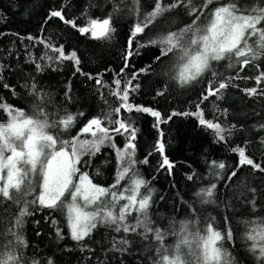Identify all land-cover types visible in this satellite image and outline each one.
<instances>
[{
	"label": "trees",
	"instance_id": "1",
	"mask_svg": "<svg viewBox=\"0 0 264 264\" xmlns=\"http://www.w3.org/2000/svg\"><path fill=\"white\" fill-rule=\"evenodd\" d=\"M172 2L164 0L166 4ZM202 2L193 0L196 6ZM228 2L214 0L209 8ZM237 2L241 7H264V0ZM117 6L119 10L114 12ZM153 6L154 0H141V13L150 12ZM133 8L132 0H0V99L31 114L32 105L38 102L31 90V85L35 84L38 93L47 94L45 98L50 102L45 107L53 119L57 113L60 116L65 112L84 113L70 133L62 136L63 139H70L89 119L103 116L119 106V101L110 92L114 79L127 81L133 72L147 67L148 71L140 73L133 81V85L139 84L140 87L130 94V102L159 111L167 122L160 123L157 128L153 126L156 118L150 114L123 110L121 117L139 129L135 141L136 160L148 158L147 164L137 163L134 168L155 190L149 209L154 227L169 233L164 243L172 247L179 237L171 232H179L181 221L198 220L199 227L203 229L209 218H214L218 230L223 232L228 227L232 228L235 243L230 245L226 242L225 247L240 264H256L248 250L251 241L244 238L250 226H246L245 221L258 223L264 220V172L251 165L241 166L239 154L232 149L243 147L247 156L264 167V129L260 127L264 124V96H249L243 91L257 86L254 79H235L237 75L254 78L264 71V58L246 66L243 71L235 61H232V68H228L227 60L214 62V70L223 78L232 77L234 86L222 90L220 98L211 96L203 100L208 81L213 80L214 86L219 81L206 74L192 85L181 86L171 78L175 73V58L169 54L157 61L155 58L160 55V46L148 45L149 40L159 39L168 32H179L192 23L195 16L189 15L185 7H179L165 13L154 26L133 39V55L127 60L129 67L120 73L125 65L133 27L143 19V15L137 16ZM60 9H63L66 19L75 20L78 26L86 25L90 18L102 20L111 14L115 32L110 40H95L90 33L82 35L59 18L47 20L52 10ZM205 22L203 16L198 21L201 24ZM49 42L55 47L63 45L66 54L76 51L81 61V71H75L74 61L64 60L61 63L41 59L45 53L53 57L56 55L46 47ZM142 44L148 46L141 47ZM37 63L43 66V71L36 70ZM256 64L260 67L257 68ZM81 73L90 74L93 79ZM95 78L102 79V84H96ZM3 84L10 85V88L5 89ZM69 87L71 99L66 100L65 92ZM261 87H264V83ZM159 91L164 94L157 95ZM199 110H203L205 119L218 121L226 129L230 128L231 134L226 132L225 140L219 141L213 130L200 125L197 115H174L167 119L173 112L195 114ZM0 117V122H6L4 113L0 112ZM161 132L163 137L160 136ZM81 138L91 139L90 136ZM161 138L166 146L165 155L175 165L171 174L166 168L159 169L162 157L154 151V147ZM114 142L123 148L125 138L116 135ZM212 161L223 162L225 168H213ZM77 167L81 172H87L93 183L109 187L116 178V152L106 143L96 155L81 157ZM233 171L236 175L228 179ZM193 173L194 178L189 180L187 177ZM127 184V179L122 180L117 191H122ZM211 184L216 185L213 196L215 203H201L195 193ZM253 188L256 189L255 193L251 192ZM37 194L38 190L27 199L31 200ZM253 199L256 201L254 208L250 203ZM29 211L31 215L24 218L25 223L20 230L28 245L21 249L25 264H32L33 260L48 264L49 259L53 264H153L159 258L155 251L158 245L152 234L144 240L138 235L140 229L137 233L125 234L115 232L112 227L98 225L89 237L77 242L69 234L64 211H53L39 204L31 205ZM18 213V205L0 202V232L11 226ZM135 215L133 213L129 217V223H135ZM52 220L57 223L53 225ZM56 228L62 230L63 239L57 237ZM192 230L194 226L190 228ZM121 237L129 239L130 244H118L117 247H127V251L113 248V241Z\"/></svg>",
	"mask_w": 264,
	"mask_h": 264
},
{
	"label": "snow or ice",
	"instance_id": "2",
	"mask_svg": "<svg viewBox=\"0 0 264 264\" xmlns=\"http://www.w3.org/2000/svg\"><path fill=\"white\" fill-rule=\"evenodd\" d=\"M132 3L134 12L137 16L143 15V19L138 20L133 27L125 55V65L120 73L129 67L127 60L133 55V39L154 26L165 13L179 7H185L189 15L195 16L192 23L179 32H168L159 39L149 40L148 45L160 46V55L155 58L157 61L162 57H168L169 54L175 58V73L171 78L181 86L192 85L206 74L216 78L219 81L218 85L214 86L213 80L208 81L207 93L202 95L203 100L211 96L220 98L222 90L234 86L232 77L223 78L214 70V62L227 60L228 68H232V61H235L243 71L246 66L264 58V7L262 6L241 7L237 0H229L228 3L210 9L209 6L214 0H203L199 6H196L193 0H173L169 4L164 3V0H154L152 10L141 13V0H132ZM118 10V6L114 8V12ZM202 16L206 21L203 24L198 23ZM52 18H59L82 35L90 33L91 38L95 40H110L115 32L111 14L102 20L90 18L84 26H78L73 19H66L63 9L52 10L47 20ZM46 47L52 49L56 55L53 57L45 53L41 59L61 63L64 60L74 61L75 71H81L79 67L81 61L76 51L66 54L63 45L55 47L50 42ZM255 66L260 67L259 64ZM36 70L43 71V66L37 63ZM147 71L146 67L139 72H133L127 81L114 79V87L110 92L119 101V106L103 116L89 119L70 139H63L62 136L70 133L84 113L65 112L63 116L57 113L56 118L53 119L52 114L45 107L50 102L45 98L47 94L38 93L35 84L31 85V90L38 102L32 105L31 114L0 99V112L7 117L6 122H0V202L8 201L19 206V213L11 222V226L0 232L2 238L0 264H25L21 249L27 248L28 245L20 230L24 226V218L31 215L29 207L36 204L53 211H64L69 234L77 242L89 237L98 225H106L114 228L117 233L125 234L137 233L140 229L139 236L147 240L151 233L158 245L155 251L159 258L154 260L153 264H240L229 248L225 247L226 242L230 245L235 243L232 228L228 227L223 232L218 230L214 225V218H209L203 229L199 227L198 220L181 221L179 232H171L172 235L179 237L172 247L164 243L169 233L154 227L150 219L149 209L153 203L155 190L134 168L137 163L147 164L148 158L145 157L143 161L136 160L135 141L139 129L134 123L121 117L123 110L128 113L150 114L156 118V124L153 126L157 128L160 123L167 122L159 111L130 102V94L140 87L139 84L133 85V81L140 73ZM81 74L93 79L90 74ZM119 75L118 73L117 76ZM235 79H254L257 86L245 88L243 91L249 96H264V87H261L264 83V71H260L254 78L237 75ZM95 82L100 85L102 79L95 78ZM3 87L8 89L10 85L3 84ZM70 90L69 87L65 92L66 100L71 99L68 95ZM163 94V91L157 92V95ZM197 108L199 109V105ZM226 113L225 109L224 114ZM113 115L116 116L115 119L112 118ZM174 115H197L200 125L213 130L219 141L225 140L226 132L231 134V129H226L220 122L205 119L203 110L195 114L173 112L167 119L170 120ZM260 127L264 129V124ZM116 135L124 136L123 148L115 144ZM82 136H90L91 139H82ZM160 136L163 137L162 132ZM106 143L115 150L117 159L115 182L109 187L93 183L88 173L81 172L77 167L81 163V157L96 155ZM165 147L163 139H158L154 151L162 157L159 169L166 168L171 174L175 165L165 155ZM232 151L239 154L241 166L251 165L254 169L264 172V167L247 156L243 147L233 148ZM212 167L224 169L225 164L212 161ZM194 175L195 173L187 178L192 180ZM235 175L236 172L233 171L228 179ZM125 179L128 180L127 186L122 191H117L121 181ZM215 189L216 185L211 184L207 188H201L195 195L200 198L201 203H215L213 199ZM37 190L38 194L33 199H27ZM251 192L255 193L256 189H251ZM250 203L253 208L256 206L255 199ZM133 213L136 214L135 223H129V217ZM227 219L225 217V221ZM51 223L55 225L57 222L52 220ZM245 224L250 225L244 233V238L251 241L248 250L253 254L256 264H264V220L258 223L245 221ZM193 226L194 230L190 231ZM36 234L40 235L39 232ZM56 235L59 239L64 238L59 228H56ZM118 244L127 246L130 241L126 237L113 241V248L117 251H127V247H117ZM32 264H39V261L33 260ZM48 264H53V261L49 259Z\"/></svg>",
	"mask_w": 264,
	"mask_h": 264
},
{
	"label": "rangeland",
	"instance_id": "3",
	"mask_svg": "<svg viewBox=\"0 0 264 264\" xmlns=\"http://www.w3.org/2000/svg\"><path fill=\"white\" fill-rule=\"evenodd\" d=\"M2 120V118L0 117V121Z\"/></svg>",
	"mask_w": 264,
	"mask_h": 264
}]
</instances>
